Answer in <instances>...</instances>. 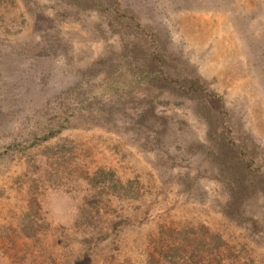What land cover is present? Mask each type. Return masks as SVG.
<instances>
[{
    "label": "rangeland",
    "instance_id": "374dc122",
    "mask_svg": "<svg viewBox=\"0 0 264 264\" xmlns=\"http://www.w3.org/2000/svg\"><path fill=\"white\" fill-rule=\"evenodd\" d=\"M0 264H264V0H0Z\"/></svg>",
    "mask_w": 264,
    "mask_h": 264
},
{
    "label": "trees",
    "instance_id": "16d2710c",
    "mask_svg": "<svg viewBox=\"0 0 264 264\" xmlns=\"http://www.w3.org/2000/svg\"><path fill=\"white\" fill-rule=\"evenodd\" d=\"M67 125H68V123H65V124H64V122H63V123L61 124V127H66ZM68 126H69V125H68ZM68 126H67V127H68ZM61 127H60V128H61ZM52 132H53V131H52ZM49 136H50V135H47V134H46L45 136H43V138L46 139V138L49 137ZM36 140H37V139H36ZM221 140H222V139H221ZM115 186H116V185H115ZM117 186H118V185H117ZM118 187H119L118 189H119L120 191H122L123 194H124L125 196H127L130 192H132V191H131L132 188H131V187H128V186H126V185H125V186H118ZM213 238H214V237H212V239H213ZM212 239H211V240H212ZM219 240H220V239H219Z\"/></svg>",
    "mask_w": 264,
    "mask_h": 264
}]
</instances>
